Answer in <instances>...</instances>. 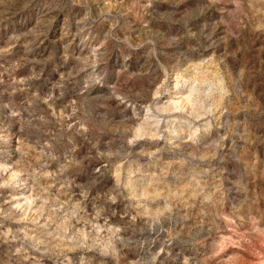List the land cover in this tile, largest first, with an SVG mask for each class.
I'll list each match as a JSON object with an SVG mask.
<instances>
[{"label": "rangeland", "instance_id": "obj_1", "mask_svg": "<svg viewBox=\"0 0 264 264\" xmlns=\"http://www.w3.org/2000/svg\"><path fill=\"white\" fill-rule=\"evenodd\" d=\"M0 264H264V0H0Z\"/></svg>", "mask_w": 264, "mask_h": 264}, {"label": "bare ground", "instance_id": "obj_2", "mask_svg": "<svg viewBox=\"0 0 264 264\" xmlns=\"http://www.w3.org/2000/svg\"><path fill=\"white\" fill-rule=\"evenodd\" d=\"M173 98H176V97H173ZM173 104H174L175 107L179 108L180 107V104H182V103H181V101H176L175 99H173Z\"/></svg>", "mask_w": 264, "mask_h": 264}]
</instances>
